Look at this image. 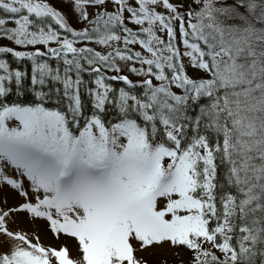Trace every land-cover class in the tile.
Masks as SVG:
<instances>
[{"label":"snow or ice","instance_id":"6c2138e0","mask_svg":"<svg viewBox=\"0 0 264 264\" xmlns=\"http://www.w3.org/2000/svg\"><path fill=\"white\" fill-rule=\"evenodd\" d=\"M62 2L0 0V264H264V0Z\"/></svg>","mask_w":264,"mask_h":264},{"label":"rangeland","instance_id":"374dc122","mask_svg":"<svg viewBox=\"0 0 264 264\" xmlns=\"http://www.w3.org/2000/svg\"><path fill=\"white\" fill-rule=\"evenodd\" d=\"M49 2L57 7L62 12H65L69 16L70 23L74 27H81L72 18L70 7L62 2V0H49ZM0 43H8L7 41H0ZM17 50H24L19 46H15ZM14 123V122H13ZM11 126V125H10ZM7 201L5 204L4 201ZM22 202V198L18 194L9 188L0 190V208L7 210L10 207H14ZM13 220L8 221V228L12 231H22L29 235L33 243L36 242L35 236H39L40 243L45 247H56L66 246L69 249L70 256L73 259L79 258L77 241L74 238L61 235L59 240L55 239L53 234L48 230L47 224L44 220H37L35 223L29 221L28 216L23 212H18L14 215ZM0 240H6L5 237L0 236ZM8 250V243L0 245V252ZM179 253V255H177ZM138 258H142L147 261V264H178L180 262H188L192 253L185 249L170 248L168 245L163 247H149L145 251H137Z\"/></svg>","mask_w":264,"mask_h":264},{"label":"trees","instance_id":"16d2710c","mask_svg":"<svg viewBox=\"0 0 264 264\" xmlns=\"http://www.w3.org/2000/svg\"><path fill=\"white\" fill-rule=\"evenodd\" d=\"M10 46H13L14 45H10ZM7 59H9V62H10V65H11V68L13 70H21V71H24L27 76L25 78V90H26V95L23 96V97H18L16 94H15V91H13L12 93L9 94V96L7 97V101L8 102H19V101H24L26 103H31L33 102L34 100V97L31 93V91H28L27 90V86L29 84V78H30V73H31V61L30 60H27V59H24V60H21V61H16L14 58H11L10 56L9 57H5ZM13 88H14V85H13ZM51 106V105H49ZM178 264H188V262H180Z\"/></svg>","mask_w":264,"mask_h":264}]
</instances>
